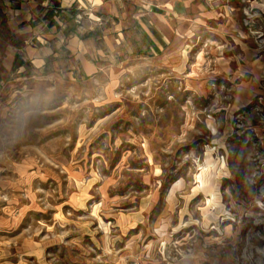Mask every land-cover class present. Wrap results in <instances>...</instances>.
<instances>
[{"label":"rangeland","instance_id":"1","mask_svg":"<svg viewBox=\"0 0 264 264\" xmlns=\"http://www.w3.org/2000/svg\"><path fill=\"white\" fill-rule=\"evenodd\" d=\"M124 1L161 48L1 71L0 264H264V0Z\"/></svg>","mask_w":264,"mask_h":264},{"label":"crops","instance_id":"2","mask_svg":"<svg viewBox=\"0 0 264 264\" xmlns=\"http://www.w3.org/2000/svg\"><path fill=\"white\" fill-rule=\"evenodd\" d=\"M128 7L124 0H0V80L1 71L21 74L31 67L65 66L70 76H91L93 57L113 52L127 29L146 32L152 51L161 48L156 10L169 15L172 6H146L130 17Z\"/></svg>","mask_w":264,"mask_h":264},{"label":"built area","instance_id":"3","mask_svg":"<svg viewBox=\"0 0 264 264\" xmlns=\"http://www.w3.org/2000/svg\"><path fill=\"white\" fill-rule=\"evenodd\" d=\"M55 15L57 14V13H54Z\"/></svg>","mask_w":264,"mask_h":264}]
</instances>
